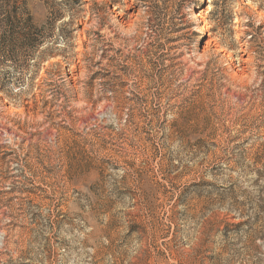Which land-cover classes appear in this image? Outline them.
I'll return each mask as SVG.
<instances>
[{"label":"rangeland","instance_id":"1","mask_svg":"<svg viewBox=\"0 0 264 264\" xmlns=\"http://www.w3.org/2000/svg\"><path fill=\"white\" fill-rule=\"evenodd\" d=\"M0 5V264H264V4Z\"/></svg>","mask_w":264,"mask_h":264},{"label":"trees","instance_id":"2","mask_svg":"<svg viewBox=\"0 0 264 264\" xmlns=\"http://www.w3.org/2000/svg\"><path fill=\"white\" fill-rule=\"evenodd\" d=\"M264 4V0H255ZM6 7L0 5V31H4L3 42L5 45L14 46L16 43H23V47H38L43 44L40 34L45 31L44 28L38 27L34 24L33 19L30 17H24L20 13L19 9L9 12ZM21 8V7H18ZM263 7H260L262 9ZM1 47V45H0Z\"/></svg>","mask_w":264,"mask_h":264},{"label":"bare ground","instance_id":"3","mask_svg":"<svg viewBox=\"0 0 264 264\" xmlns=\"http://www.w3.org/2000/svg\"><path fill=\"white\" fill-rule=\"evenodd\" d=\"M204 31H205L204 28H200V33L201 34H204Z\"/></svg>","mask_w":264,"mask_h":264}]
</instances>
